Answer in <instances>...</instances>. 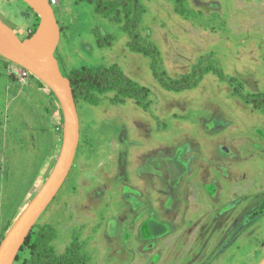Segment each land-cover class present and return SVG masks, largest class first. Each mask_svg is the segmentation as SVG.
<instances>
[{
  "label": "rangeland",
  "instance_id": "obj_1",
  "mask_svg": "<svg viewBox=\"0 0 264 264\" xmlns=\"http://www.w3.org/2000/svg\"><path fill=\"white\" fill-rule=\"evenodd\" d=\"M96 2L61 0L52 7L60 29L55 57L67 78L81 69L105 71L116 87L76 98L77 153L32 236L51 229L46 248L60 262L79 256L81 264H258L264 257V206L262 214L251 212L264 196V0ZM0 19L20 40L29 39L40 22L22 0H0ZM23 71L0 56V238L44 184L62 139L55 97ZM210 123L215 130L209 133L204 124ZM221 143L233 160L221 153ZM185 146H196L190 149L201 161L216 157L217 148L231 159L237 174L230 178L214 173L213 161L203 163L214 190H222L217 201L204 187L203 169L186 160ZM160 151L182 159L186 173L176 214L166 217L156 209L166 222L148 235L154 247L146 250L149 244L136 239L139 215L126 209L132 186L145 194L135 203L154 205L158 196L142 170ZM218 213H228L221 225L213 222ZM241 216L243 226L228 242L227 222ZM221 239L223 252L215 260Z\"/></svg>",
  "mask_w": 264,
  "mask_h": 264
},
{
  "label": "water",
  "instance_id": "obj_2",
  "mask_svg": "<svg viewBox=\"0 0 264 264\" xmlns=\"http://www.w3.org/2000/svg\"><path fill=\"white\" fill-rule=\"evenodd\" d=\"M33 1L47 23L48 44L38 46L28 39L20 40L0 19V56L36 77L54 95L62 114V139L52 171L0 242V264H14L27 236L65 182L80 137L79 117L70 80L61 73L55 57L60 40L59 25L48 0ZM258 264H264V257Z\"/></svg>",
  "mask_w": 264,
  "mask_h": 264
},
{
  "label": "flooded vegetation",
  "instance_id": "obj_3",
  "mask_svg": "<svg viewBox=\"0 0 264 264\" xmlns=\"http://www.w3.org/2000/svg\"><path fill=\"white\" fill-rule=\"evenodd\" d=\"M122 156H124V155H122ZM155 161L157 163L156 164L157 169L154 170V174L152 172V169L149 170V168H145L146 169L145 170V169L142 168L143 169L142 171H146V172H148L150 174V177H147V176L144 175V176H142V178L149 181L148 188L152 192H155L154 195L158 196L162 203L161 204L159 203L158 197H155L152 200L154 202V205L152 203L148 204V202H147V204H137V203H135V199L136 200H140V199H142L144 197L145 194L140 190V187L136 188V187L132 186L133 188L130 187V191H132V194H133V196H135V199L134 198L132 199L131 205L128 207V210L126 209V213H128V214L135 215L137 213L139 215V217H137L138 218L137 221H139V224L136 227V233H137L136 234L137 235L136 239H137L138 242H140V244L142 243L143 245H144V242L149 244L148 243L149 241H153V240L149 239V237H148V235L152 234L151 228L149 229L148 222L153 217L157 216L156 209H161L165 213V216L169 217V216H172V215L176 214L177 209L179 208V204L178 203L181 202L180 198L179 197L177 198L175 196V190L172 189L173 185L170 184V182H168V180H170L168 175L166 176V174L165 175L162 174V172H163L162 170H164L165 168H166L167 173H168V170H169L168 169L169 168L168 163L169 162H167V160L164 161V159L161 158V157L160 158L158 157ZM146 162H148V160H146ZM162 164H163V167H161ZM212 165H213L212 163H209V168L210 169H213ZM159 167H161V169ZM200 167H201V170L202 169L204 170V166H200ZM229 169L230 168H228L227 166L223 167L220 173H222V175L224 174L226 178H230L232 176L228 172ZM139 175H141V174H139ZM152 177H154V179L158 182V185H157L158 188L157 189H159V191H156V188H153V183L151 182V178ZM213 179L214 178L210 177V175L208 174V177L206 178V181L204 182V187L206 188L207 193H208L209 197L211 198V200H214L216 198V201H217L218 197H219V192L221 194L222 190H221V188H219V192L217 191L218 189L216 191L214 190L213 187L215 186V181ZM123 180H124V178H123ZM180 186H182V185L180 184ZM182 191H183V194H184V196L183 195L182 196L185 197L187 195V190L185 188H182ZM174 198H175V200H174ZM172 201L174 202L173 204H175L176 208L172 212L168 213L169 208L171 207ZM185 201H186V203L189 202L187 196H186ZM263 203H264V199H261V201H259V203L257 204V209L260 208L261 205H264ZM133 206H135V208H133ZM130 207H132V209H133L132 212L130 211L131 210ZM124 208H127V207H124ZM137 209H139L140 211L137 210ZM255 211H253L252 213H254ZM224 214H225V216H227L228 213H223V214L218 213L215 216V219L213 220V222L215 221L219 225H221L222 223L220 221H218V220H220V218ZM142 215H143V217L141 218L140 216H142ZM141 220H142V222H140ZM244 220H245V218H243V216L237 217V219H232V220H230V218H229V220L227 222L228 228H227V233H226V237H227L226 240L227 241H230V239L231 240L234 239V234L237 232V230H239L238 228L242 225ZM248 224H249V222H247L246 225H244V226H247ZM162 239H165V238H162ZM223 243H224V241H223ZM145 247H146V250H148V247H151L153 249L154 245L153 244L152 245L149 244L148 246L146 245Z\"/></svg>",
  "mask_w": 264,
  "mask_h": 264
},
{
  "label": "trees",
  "instance_id": "obj_4",
  "mask_svg": "<svg viewBox=\"0 0 264 264\" xmlns=\"http://www.w3.org/2000/svg\"><path fill=\"white\" fill-rule=\"evenodd\" d=\"M96 6L99 5V0L96 2ZM98 8V7H97ZM36 31V30H35ZM34 31V32H35ZM31 33L29 38L34 34ZM155 49H157L154 46ZM152 48V49H154ZM139 51H144V46L138 45L136 47ZM151 50V49H149ZM153 51V50H152ZM156 51V50H155ZM148 52V51H147ZM157 52V51H156ZM70 80V84L72 87L74 99L81 97L83 99H88V92L93 89L97 92H104L105 90L115 89L116 84L114 83V78L105 72H93L89 69H81L78 71H74L72 77L68 78ZM50 94L54 97V95L50 92ZM56 103L58 104L56 98ZM59 134H62V124H60ZM52 230L47 228L43 229V231H39L32 236V233L27 236L23 246L21 247L14 264H81L82 259L77 256L74 258H66V256L62 257V261H58L54 254L52 253L51 249H47L46 245L48 241L51 239ZM4 236H1L0 242ZM27 246L28 254L25 258H22V254L24 253V247Z\"/></svg>",
  "mask_w": 264,
  "mask_h": 264
},
{
  "label": "crops",
  "instance_id": "obj_5",
  "mask_svg": "<svg viewBox=\"0 0 264 264\" xmlns=\"http://www.w3.org/2000/svg\"><path fill=\"white\" fill-rule=\"evenodd\" d=\"M61 0H59V2H60ZM59 2H58V5H59ZM57 5V6H58ZM56 18V17H55ZM57 20V19H56ZM58 22V21H57ZM205 69V68H204ZM220 69V68H219ZM231 78H233V77H231ZM204 127L206 128V129H208L209 131V133L210 132H212L211 131V129L212 128H214L213 127V123H210V124H204ZM218 129H219V127H217ZM223 129V128H222ZM213 130H215V128L213 129ZM206 133H207V131L206 130H204ZM218 146H220V151H221V153H225V155H229L230 156V158H232V160H233V157H232V155H230V151L228 150V147H227V145L226 146H224L223 145V143H221V144H219ZM186 147V146H185ZM193 147H196V146H193ZM193 147H189V146H187L186 147V151L188 152V153H186L185 154V156H187V158H189V159H186V160H188L189 161V163L190 164H192V163H195V165H196V167H200V166H203V163L204 162H207V161H213L214 162V164L212 165L213 166V169H215V170H213V172L214 173H220L221 172V170H222V168L223 167H228V168H230L231 167V159L229 158V159H224V157H225V155H223V156H220V155H218V151H219V148H217V155H216V157H209V159H208V157H203V160L201 161V160H198L199 158H197V155H194V150H198V148L196 147L194 150L193 149H190V148H193ZM156 154V153H155ZM155 154H153V155H151V156H153V157H148L147 158V160H148V163H149V166L147 167V168H149V170L150 169H152V172H153V174H154V170L155 169H157V166H156V161H154V160H156L157 158H156V155ZM160 154H161V158H163L164 160H167V162H169L168 163V165H169V170H168V173H167V170H166V168L164 169V170H162L163 172H162V174L163 175H165L166 174V176L168 175V177L170 178V180H168V182H170V184H172L173 186V188L172 189H174L175 190V196L178 198L179 197V194L181 193L180 192V190H181V186H180V184L182 185V176L186 173L185 171V169H183L182 170V167L180 166V163H181V160L180 161H174V160H172L173 158L172 157H167V156H164L163 155V151H160ZM185 156H183V158H185ZM222 160H225V162L224 163H222ZM228 160V161H227ZM151 161H153V162H151ZM228 162V163H227ZM230 163V164H229ZM160 169H161V167H159ZM199 169H201V167L199 168ZM192 171H190L189 173H188V175L191 173ZM228 172L231 174V176L232 177H234L236 174H237V171H235V170H233L232 168H230L229 170H228ZM208 170H206V169H204L203 171H202V175H203V180H204V182L206 181V178L208 177ZM213 173V174H214ZM145 176H147V177H150V174L148 173V172H146V174H145ZM211 176V175H210ZM168 178V179H169ZM155 180V179H154ZM188 180V179H187ZM156 181V180H155ZM151 182H152V180H151ZM157 182V181H156ZM156 182H152L153 184H156ZM188 183V182H187ZM183 186V185H182ZM191 186V185H190ZM182 193H183V191H182ZM188 194H189V192H188ZM133 198L135 199V196H133ZM258 198H260V201H261V199H264V196H261V195H259V197ZM136 200V199H135ZM162 200V199H161ZM174 200H175V198H174ZM178 200V199H177ZM189 200V199H188ZM190 201V200H189ZM162 202L160 201V204H161ZM170 203V202H169ZM174 202L172 201V203H171V207L169 208V211H168V213L169 212H172L175 208H176V206H175V204H173ZM188 203H190V202H188ZM264 204V203H263ZM261 206H264V205H261ZM257 209V208H256ZM256 209H254L253 211H255ZM171 210V211H170ZM252 211V212H253ZM261 209H257L254 213H256V214H262L261 213ZM251 212V213H252ZM250 213V212H249ZM159 221L160 222H166V221H164V220H162V219H160L159 220V217L158 216H155V217H153L149 222H148V226H149V229L151 228V231H152V233L153 232H155V230L157 229V230H159L160 231V228H159V226H158V223H159ZM139 223V222H138ZM138 223L135 225V226H137L138 225ZM156 233V232H155ZM229 242V241H228ZM223 240L221 239V241H219L218 242V244H216V246L215 247H220L221 248V252L219 253V256L217 257V259H215V260H218L219 259V257L221 256V254H222V252H223V250H222V247H223ZM221 245V246H220ZM227 246H228V244H227Z\"/></svg>",
  "mask_w": 264,
  "mask_h": 264
},
{
  "label": "bare ground",
  "instance_id": "obj_6",
  "mask_svg": "<svg viewBox=\"0 0 264 264\" xmlns=\"http://www.w3.org/2000/svg\"><path fill=\"white\" fill-rule=\"evenodd\" d=\"M25 2L39 17V25L34 34L28 39L33 45H47L49 42V29L46 21L40 16V11L33 0H22Z\"/></svg>",
  "mask_w": 264,
  "mask_h": 264
},
{
  "label": "built area",
  "instance_id": "obj_7",
  "mask_svg": "<svg viewBox=\"0 0 264 264\" xmlns=\"http://www.w3.org/2000/svg\"><path fill=\"white\" fill-rule=\"evenodd\" d=\"M48 2H49V4H50L51 7H54V6H57L58 5L59 0H48ZM27 74H28V72L25 71V70L22 73V75L24 77H27Z\"/></svg>",
  "mask_w": 264,
  "mask_h": 264
},
{
  "label": "clouds",
  "instance_id": "obj_8",
  "mask_svg": "<svg viewBox=\"0 0 264 264\" xmlns=\"http://www.w3.org/2000/svg\"><path fill=\"white\" fill-rule=\"evenodd\" d=\"M52 8V7H51Z\"/></svg>",
  "mask_w": 264,
  "mask_h": 264
}]
</instances>
